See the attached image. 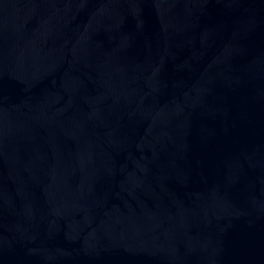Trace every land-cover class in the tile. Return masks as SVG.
Wrapping results in <instances>:
<instances>
[{
    "label": "water",
    "instance_id": "1",
    "mask_svg": "<svg viewBox=\"0 0 264 264\" xmlns=\"http://www.w3.org/2000/svg\"><path fill=\"white\" fill-rule=\"evenodd\" d=\"M0 264H264V0H0Z\"/></svg>",
    "mask_w": 264,
    "mask_h": 264
}]
</instances>
